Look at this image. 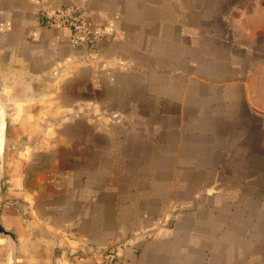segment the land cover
I'll return each mask as SVG.
<instances>
[{"label":"crops","instance_id":"crops-1","mask_svg":"<svg viewBox=\"0 0 264 264\" xmlns=\"http://www.w3.org/2000/svg\"><path fill=\"white\" fill-rule=\"evenodd\" d=\"M0 112V264H264V0H0Z\"/></svg>","mask_w":264,"mask_h":264},{"label":"built area","instance_id":"built-area-1","mask_svg":"<svg viewBox=\"0 0 264 264\" xmlns=\"http://www.w3.org/2000/svg\"><path fill=\"white\" fill-rule=\"evenodd\" d=\"M40 18L49 26L64 25L70 28V41L83 48L85 56H90L98 41L105 34L103 29H94L88 11L77 5L61 6L40 14ZM120 247L113 246L104 252L102 264H113Z\"/></svg>","mask_w":264,"mask_h":264},{"label":"water","instance_id":"water-1","mask_svg":"<svg viewBox=\"0 0 264 264\" xmlns=\"http://www.w3.org/2000/svg\"><path fill=\"white\" fill-rule=\"evenodd\" d=\"M3 113V112H2ZM2 118H3V122H4V127H5V116L4 115H1L0 117V122L2 121ZM4 127L3 129L0 131V134H2V137H3V131H4ZM1 129V128H0ZM2 143H3V140H2ZM2 151V149H1ZM0 151V209H1V205H2V200H3V196H4V189H5V183H4V173H3V161H2V152ZM0 234L1 235H5V236H8L11 241H12V244L14 245L15 243V235L13 232L5 229L1 222H0ZM12 264V263H11Z\"/></svg>","mask_w":264,"mask_h":264},{"label":"rangeland","instance_id":"rangeland-1","mask_svg":"<svg viewBox=\"0 0 264 264\" xmlns=\"http://www.w3.org/2000/svg\"><path fill=\"white\" fill-rule=\"evenodd\" d=\"M5 114H6V113H2V112H0V117H1V115H4V116H5Z\"/></svg>","mask_w":264,"mask_h":264},{"label":"bare ground","instance_id":"bare-ground-1","mask_svg":"<svg viewBox=\"0 0 264 264\" xmlns=\"http://www.w3.org/2000/svg\"><path fill=\"white\" fill-rule=\"evenodd\" d=\"M1 122H2V121H1ZM1 122H0V123H1ZM2 126H3V125H2ZM0 127H1V126H0ZM1 128H2V127H1ZM0 136H1V135H0Z\"/></svg>","mask_w":264,"mask_h":264}]
</instances>
